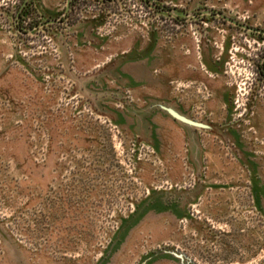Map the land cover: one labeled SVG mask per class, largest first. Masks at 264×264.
I'll list each match as a JSON object with an SVG mask.
<instances>
[{"label":"rangeland","instance_id":"1","mask_svg":"<svg viewBox=\"0 0 264 264\" xmlns=\"http://www.w3.org/2000/svg\"><path fill=\"white\" fill-rule=\"evenodd\" d=\"M25 1L0 0V264H264V33L220 15L264 31V0Z\"/></svg>","mask_w":264,"mask_h":264},{"label":"crops","instance_id":"2","mask_svg":"<svg viewBox=\"0 0 264 264\" xmlns=\"http://www.w3.org/2000/svg\"><path fill=\"white\" fill-rule=\"evenodd\" d=\"M135 52H134V50L131 52V55H133ZM147 53V52H146ZM146 53H143V55H146ZM165 65H166V61H164V60H162L161 61V59H159V61H158V63H157V65H156V67H157V73H159L157 76L159 77V78H161V79H159L158 78V84L159 83H161L162 84V87H161V91H162V93L160 94V91L159 90H157V92L156 93H151L150 94V92L148 93L147 92V95H149V99L150 100H152V101H160L161 99L162 100H165L166 99V97H165V94H166V89H165V87H164V85H165V80H164V77H166L165 76V72H162V71H164V68H165ZM178 65L179 64H177V67H176V71L181 75V76H187V74H188V70L186 69V64L183 62V64L181 65L180 64V67H181V69L179 70L178 69ZM147 66H149L150 67V65L148 64ZM151 67L153 68V65H151ZM154 68H155V65H154ZM149 70H151L150 68H149ZM197 76H199L198 78L199 79H202L203 78V80L204 79H208V76H207V74H206V72H203V70H198L197 72ZM177 74V73H176ZM190 75V77L193 75V74H189Z\"/></svg>","mask_w":264,"mask_h":264},{"label":"water","instance_id":"3","mask_svg":"<svg viewBox=\"0 0 264 264\" xmlns=\"http://www.w3.org/2000/svg\"><path fill=\"white\" fill-rule=\"evenodd\" d=\"M26 2H27V0H26V1L24 2V4L22 5L21 10H22V9L24 8V6L26 5ZM146 2L148 3V1H146ZM69 3H70V0L68 1V4H69ZM148 4H149V3H148ZM149 6H151V5H149ZM220 15L223 16V18H224L225 20H228L229 22H231V23H233V24H235V25H237V26H239V27H241V28L248 29V30H252V31L263 32V33H264L263 30H258V29L251 28V27H249V26H247V25L240 24L239 22H237V21H235V20H233V19H231V18H229V17H227V16H224L223 14H220ZM49 23H50V22H47V23H45V24H49ZM41 26H44V24H41L40 27H41ZM173 114H174L175 116H177L178 118H180L181 120H184V121H186V122H188V123L195 124V125H198V126H202V124L197 123V122H194V121H191V120H188V119H186V118H184V117L178 115V114L175 113V112H173Z\"/></svg>","mask_w":264,"mask_h":264}]
</instances>
